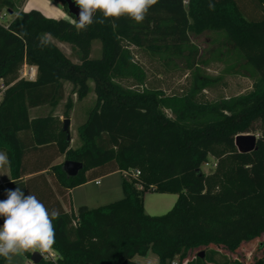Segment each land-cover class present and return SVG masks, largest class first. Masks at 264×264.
Masks as SVG:
<instances>
[{
  "label": "trees",
  "instance_id": "16d2710c",
  "mask_svg": "<svg viewBox=\"0 0 264 264\" xmlns=\"http://www.w3.org/2000/svg\"><path fill=\"white\" fill-rule=\"evenodd\" d=\"M51 1L67 11L63 0ZM2 6L14 13L12 1ZM206 31L221 33L253 71L251 91L207 102L198 94L213 85L209 78L198 79L186 96L144 88L146 73L130 47L166 68L184 60L192 69L199 50L190 34ZM45 33L69 44L78 63L52 40L38 46L37 37ZM95 41L101 45L99 58L91 57ZM24 65L37 68L35 81L18 80ZM116 80H132L142 91L125 89ZM0 82L8 87L0 102V150L12 162L7 190L20 187L25 195L34 194L35 182H47L51 171L58 193L65 195L124 173L119 201L70 214L58 205L51 247L57 258L40 264H140L134 257L149 252L159 264L175 259L179 264H264V240L249 260L242 253L264 238V0H157L139 25L121 17L115 27L93 23L86 30L36 9L17 12L7 28L0 24ZM65 82L79 100L91 92L90 83L96 95L75 149L61 120L51 114L29 117L31 109H56L65 99ZM258 125L256 149L240 153L236 137L253 134ZM29 153L39 156L33 164L25 162ZM61 156L82 163L83 170L68 178L64 164L52 166ZM211 159L214 170L206 174L202 168ZM29 175L36 176L25 179ZM149 191L176 194L178 200L165 215L150 216L142 196ZM36 197L45 205L43 196ZM0 264L6 261L0 258Z\"/></svg>",
  "mask_w": 264,
  "mask_h": 264
},
{
  "label": "rangeland",
  "instance_id": "374dc122",
  "mask_svg": "<svg viewBox=\"0 0 264 264\" xmlns=\"http://www.w3.org/2000/svg\"><path fill=\"white\" fill-rule=\"evenodd\" d=\"M4 1L0 0V14H7L5 25L13 21L17 12H25V0H10L15 4L14 13H10L9 9L2 6ZM35 2V9L40 10L44 3L55 5L51 0H32ZM57 5V4H56ZM55 5V6H56ZM57 7V6H56ZM63 15L60 19H65L75 23L72 16L67 11L61 12ZM192 42L197 46L199 53L192 69L184 60L176 62L175 67L166 68L162 63L147 52L130 47V51L134 60L143 68L146 73V81L144 88L147 90L162 91L166 96H186L195 88V83L198 79L209 78L213 81V85L206 88L198 94V99L201 101L213 102L223 99L234 98L251 91L254 82L253 71L246 66V63L238 58L236 52L231 45H227L223 41L221 33L203 32L190 34ZM74 63H78L77 57L71 51L69 44L60 43L55 39H51ZM101 56L100 42L93 43L92 58ZM30 66H22L18 74V79L28 80V75L23 78L25 72H29ZM125 89L133 91H142V88L132 80H116L115 81ZM91 92L82 100H79L76 95V89L72 84L65 82V99L60 102L57 109L52 112H57L59 120L70 119V135L71 147L77 148L81 145L79 138V127L83 125L89 115V112L95 106L96 95L93 91V84L90 83ZM41 115H46L48 107L37 109ZM34 114V113H33ZM66 115L68 118H65ZM63 122V121H62ZM256 138L260 135V126H257L256 132L253 134ZM214 160L211 159L210 166H203L202 171L206 174L211 173ZM135 174V173H134ZM124 173H116L103 178L102 186H97L95 183L88 184L82 189L75 191V198L81 201L87 196H91L92 201H88L91 209L98 208L103 205L119 201L123 198V182ZM105 192V195H103ZM144 210L150 216H162L168 213L176 204L178 195L176 194H161L152 191L145 192L143 195ZM79 200H75L73 211L82 206ZM32 254L33 252H29ZM52 253H54L52 251ZM55 254V253H54ZM231 259H233L230 256ZM176 260V259H175ZM135 261V260H134ZM12 264H29L25 253L13 257ZM30 264H32L30 262Z\"/></svg>",
  "mask_w": 264,
  "mask_h": 264
},
{
  "label": "clouds",
  "instance_id": "9594fccd",
  "mask_svg": "<svg viewBox=\"0 0 264 264\" xmlns=\"http://www.w3.org/2000/svg\"><path fill=\"white\" fill-rule=\"evenodd\" d=\"M79 7V17L74 23L78 30H86L93 23L104 24L116 21L121 17L131 19L135 24H141L147 17L150 8L157 0H74ZM209 9L214 11L215 5L209 3ZM97 13L99 20H95ZM26 35V33H25ZM40 47L50 44L51 36L45 33L39 37ZM11 160L5 152H0V169H10ZM15 183V181H13ZM7 199L0 200V258L6 264H12L14 256L27 252H48L55 243V225L60 212L58 209H48L34 194L25 195L20 187L9 189Z\"/></svg>",
  "mask_w": 264,
  "mask_h": 264
},
{
  "label": "crops",
  "instance_id": "0c3cea01",
  "mask_svg": "<svg viewBox=\"0 0 264 264\" xmlns=\"http://www.w3.org/2000/svg\"><path fill=\"white\" fill-rule=\"evenodd\" d=\"M25 1H26L25 5H24V11L25 12H27V11H29L31 9H35V7H34L35 4H36L35 2H33L32 0H25ZM55 5H56V3H55ZM55 5L44 3V6L39 11H41L46 17L53 18V19H60V17L63 15L61 12L65 11V10L63 9L62 5L57 4L56 5L57 7ZM32 68H33V72L35 73V78L32 79L31 81H35L36 78H37V68L36 67H32ZM18 80H20V79H18ZM2 83L3 82H0V85ZM14 83H12L11 85H13ZM45 107H48V106L39 107V108H35V109L29 110L30 120L46 117V116H48L50 114L57 118V116H58L57 112H52V109L49 108V107H48L49 110L46 111L47 114L45 116L41 115V113H39V112H36V111H39L37 109L45 108ZM61 121H63V120H61ZM0 152H4V151L0 150ZM37 159H39L38 154L29 153L28 156L26 157V161L25 162H29L30 164H33ZM44 159L47 160L49 158L47 156ZM64 163H65V157L61 156V157H59L58 159H56L52 163V166H60V165H62ZM46 172H49L46 175L47 182L44 181V180H38L37 182H35V184L33 186V188H35V189H33V191L31 190L30 192H33L35 196H37V195L38 196H43V198H45V201H46L45 202V206L47 208H49V209H53V208L59 209L58 205H60L61 209L64 212L69 213V214L70 213H77V210L80 207H82V206H86L89 209H91L89 207V205H87L88 201L89 202L92 201L91 200L92 199L91 196H87V198L85 197L84 200L81 201L80 199H76L75 198V191H77L78 189H82V188L86 187L88 184H91V183H95L97 186H102V183H101L100 180H102L103 178H106V177H108L110 175L116 174V173L110 174L108 176H105L103 178L97 179L95 181H92V182L87 183L85 185H82L80 187L74 188V189L68 191L67 193H65V195H60L58 193V188H57V185L55 183L54 174L51 171H46ZM46 172H44V173H46ZM33 176H36V175H29L28 177H25V179L32 178ZM11 181H12V177H11V174H10V170L9 169H0V187H2V192H0V200L7 199V196H6L7 187L6 186H7V183H9ZM97 182H99V184H97ZM49 186H50L51 189L48 188ZM103 193H104L103 195H105V192H103ZM75 200H79V204H83L82 206H80L76 210V212L73 211V204H74ZM93 209H95V208H93ZM0 226H2V224H0ZM263 240H264V238L261 239L258 242L250 244L247 248L242 250V253H243L244 257H246L247 260H249L255 254L257 243H262ZM28 254H30V253L29 252L25 253V255L27 256V259L29 261V264H30L31 257L29 258ZM32 254H31V256H32ZM134 260L136 262L140 263V264H159V258L155 254H153L151 252H149L144 257L135 256Z\"/></svg>",
  "mask_w": 264,
  "mask_h": 264
},
{
  "label": "water",
  "instance_id": "95a60500",
  "mask_svg": "<svg viewBox=\"0 0 264 264\" xmlns=\"http://www.w3.org/2000/svg\"><path fill=\"white\" fill-rule=\"evenodd\" d=\"M63 3L66 5L68 14L73 17L74 21H76V19L79 17V7L75 4L74 0H63ZM70 125V119L63 120L62 130L66 135L67 142H71ZM256 141L257 138L254 135H239L235 139V145L240 153H250L256 149ZM62 170L68 178H73L83 170V164L73 161H66ZM199 257L203 259L205 254L201 253ZM30 260L32 264H40L43 260V257L39 252H35L32 254Z\"/></svg>",
  "mask_w": 264,
  "mask_h": 264
},
{
  "label": "built area",
  "instance_id": "2783aa9c",
  "mask_svg": "<svg viewBox=\"0 0 264 264\" xmlns=\"http://www.w3.org/2000/svg\"><path fill=\"white\" fill-rule=\"evenodd\" d=\"M6 17H7L6 13L0 14V24L7 28L9 24H7V25L4 24V22L6 21ZM25 66H27V65H25ZM29 68H30L29 72L28 73L25 72L23 74V78L26 79V77L28 75V77H29L28 80H32L35 78V73L33 72V68L31 66ZM7 88L8 87L5 86L3 83L0 85V102L4 96V92L7 90ZM206 166H210V165L206 164ZM213 166H215V165L213 164ZM137 175H139V172H137ZM97 184H99V182H97ZM0 192H2V187H0ZM54 253H52V250L50 249L48 252H45L43 254L40 253V254L43 257V259L51 261V262H55L57 256H56V253L55 254ZM169 264H179V262H178V260H173Z\"/></svg>",
  "mask_w": 264,
  "mask_h": 264
}]
</instances>
